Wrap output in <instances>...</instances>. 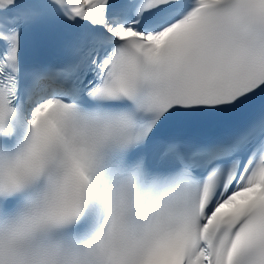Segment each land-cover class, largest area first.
<instances>
[{"label": "snow or ice", "instance_id": "6c2138e0", "mask_svg": "<svg viewBox=\"0 0 264 264\" xmlns=\"http://www.w3.org/2000/svg\"><path fill=\"white\" fill-rule=\"evenodd\" d=\"M0 264H264V0H0Z\"/></svg>", "mask_w": 264, "mask_h": 264}]
</instances>
